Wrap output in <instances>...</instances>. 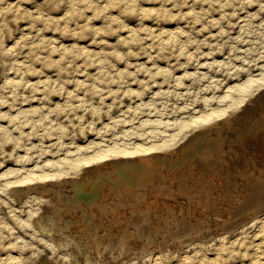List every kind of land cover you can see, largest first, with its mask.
<instances>
[{
	"label": "rangeland",
	"instance_id": "obj_1",
	"mask_svg": "<svg viewBox=\"0 0 264 264\" xmlns=\"http://www.w3.org/2000/svg\"><path fill=\"white\" fill-rule=\"evenodd\" d=\"M114 145L122 153L95 157ZM263 172L264 0H0V264H74L35 225L47 206L70 219L94 202L98 233L108 222L132 232L122 208L152 197L192 203L187 219L209 227L160 247L156 233L145 251L138 236L131 254L98 264H264ZM35 183L48 190L11 192ZM217 208L231 229L205 223Z\"/></svg>",
	"mask_w": 264,
	"mask_h": 264
},
{
	"label": "bare ground",
	"instance_id": "obj_2",
	"mask_svg": "<svg viewBox=\"0 0 264 264\" xmlns=\"http://www.w3.org/2000/svg\"><path fill=\"white\" fill-rule=\"evenodd\" d=\"M251 81V80H250ZM246 84V83H245ZM244 85V84H243ZM227 95H228V93H227ZM230 95V94H229ZM230 97V96H229ZM240 98V97H239ZM231 99V98H230ZM237 99V98H236ZM242 99V98H241ZM233 100H235V99H233ZM233 100H232V104L233 105H231V104H229L228 103V105L230 106H233L234 107V105H237L238 103H236V101H234L233 102ZM238 101V100H237ZM241 100L239 99V102H240ZM231 102V101H230ZM244 102V101H243ZM227 105V106H228ZM232 107V109H234ZM231 108V107H230ZM225 110V109H224ZM235 111V110H234ZM233 111V112H234ZM223 112V111H222ZM229 111H227V113H228ZM218 113V112H217ZM231 113V112H230ZM212 114V113H211ZM220 114V113H219ZM222 114V113H221ZM225 114V113H224ZM210 115V114H209ZM214 115H215V113H214ZM229 115V114H228ZM201 117H203V116H201ZM231 117V116H230ZM193 119V118H192ZM197 119H198V117H197ZM181 121V120H180ZM185 121H187V120H185ZM195 121V120H194ZM190 124H193V123H191L190 122ZM190 124H189V122L187 121V123H184L183 124V126L181 127L182 129H186V128H188L189 126H190ZM253 124V123H252ZM213 127V126H212ZM192 127H190V129H191ZM189 129V128H188ZM183 130V131H184ZM180 131H182V130H180ZM182 131V132H183ZM188 131V130H187ZM176 135V134H175ZM232 135V134H231ZM173 136V135H172ZM166 139V138H165ZM165 141V140H164ZM168 141V140H167ZM248 142V141H247ZM251 143V142H250ZM158 144V143H157ZM157 144H155V145H157ZM165 143L163 142V145H164ZM118 145V144H117ZM116 145V146H117ZM154 145V146H155ZM151 146H153V144L151 145ZM110 147V146H109ZM118 147V146H117ZM115 148V145L113 146V148H111V149H109V150H107V151H101L100 153H98L97 155H95V157H99V158H101V156H104L105 154H106V152H108V151H112V153H114L115 152V154H118V153H122V151L121 150H119L118 148ZM145 147V146H144ZM150 147V146H149ZM159 147H161L162 148V144L160 143V145L159 146H156V147H153V148H157V149H160ZM165 147V146H164ZM124 148H126V146L124 147ZM131 147H129V149H130ZM135 148V147H134ZM137 148H140V147H136V149H134V150H132V151H130V152H135V151H138V150H140V149H137ZM166 148V147H165ZM251 148V147H250ZM259 148V147H258ZM107 149V147L105 148V150ZM122 149V148H121ZM128 149V148H127ZM143 150H145V148H142ZM233 149V148H232ZM236 149V148H235ZM104 150V149H103ZM147 150V149H146ZM100 151V150H99ZM127 151V150H126ZM241 151V150H240ZM243 151V150H242ZM245 151V150H244ZM251 151V150H250ZM145 152V151H144ZM143 152V153H144ZM166 152V151H165ZM225 152V151H224ZM230 152V151H229ZM233 152V151H232ZM247 152V151H246ZM123 153H124V151H123ZM126 153V152H125ZM128 153V152H127ZM77 154V153H76ZM109 153H107L106 155H108ZM138 154V153H137ZM242 154V153H241ZM94 155V154H93ZM141 155H143V154H141ZM146 156L148 155V154H145ZM72 156V155H71ZM89 157H91L90 155H88ZM87 156V157H88ZM144 156V155H143ZM220 156V155H219ZM77 158H80V156L78 157V156H76ZM87 157H85V158H87ZM95 157H91L90 158V161H92V159L94 160L95 159ZM149 157V156H148ZM148 157H147V159H148ZM67 158V157H66ZM71 158V157H70ZM74 158V157H73ZM72 158V159H73ZM77 158H75L76 160L75 161H71L70 159V161L71 162H69V163H65V164H69L68 166L70 167V168H74L75 169V166L76 165H78L79 164V161H81V160H79V159H77ZM144 158V157H143ZM263 158V157H262ZM84 159V158H83ZM65 160V159H64ZM79 160V161H78ZM95 160H97V159H95ZM146 160V159H145ZM150 160V159H149ZM149 160H148V162H149ZM63 160H61L60 162H62ZM65 161H67V160H65ZM65 161H63V162H65ZM83 161H85V159L83 160ZM89 161V159H87V162ZM142 162H144V161H142ZM222 162V161H221ZM219 163V162H218ZM80 164H81V162H80ZM144 164V163H143ZM67 165H66V167H67ZM263 165V164H262ZM80 166V165H79ZM240 166V165H239ZM65 167V169H66V171H67V168ZM77 167V166H76ZM230 167V166H229ZM249 167V166H248ZM247 167V168H248ZM32 168V167H31ZM146 168H148V167H146ZM150 168V167H149ZM223 168V167H222ZM246 168V167H245ZM69 169V168H68ZM139 169V168H138ZM137 169V170H138ZM143 169H145V168H143ZM142 169V170H143ZM70 170V169H69ZM149 170H151V169H149ZM166 170V169H165ZM228 170V169H227ZM139 171H141V168H140V170ZM167 171V170H166ZM181 171V170H180ZM225 171V170H224ZM229 171V170H228ZM233 171V170H232ZM69 172H71V170L69 171ZM114 172V171H113ZM148 172V171H147ZM156 172V171H155ZM162 172V171H161ZM164 172V171H163ZM168 172V171H167ZM195 172V171H194ZM227 172V171H226ZM36 173V172H35ZM131 173V172H130ZM142 173V172H141ZM145 173H146V171H145ZM160 173V172H159ZM180 173V172H179ZM182 173V172H181ZM211 173H212V171H211ZM225 173V172H224ZM223 173V174H224ZM264 173V172H263ZM41 174V173H40ZM115 174V173H114ZM129 174V173H128ZM132 174V176L131 177H133V175L135 176V174H133V173H131ZM155 174V173H154ZM160 174H162V173H160ZM199 174V173H198ZM222 174V175H223ZM258 174V173H257ZM262 174V173H261ZM32 175V174H31ZM34 175V174H33ZM44 174L42 173V176H43ZM46 175V174H45ZM44 175V176H45ZM51 175V174H50ZM124 175V174H123ZM144 175V174H143ZM148 175V174H147ZM153 175V174H152ZM178 175V174H177ZM218 175H221V174H218ZM260 175V174H259ZM29 176V175H28ZM47 176H49V175H47ZM129 176V175H128ZM141 176V175H140ZM155 176V175H154ZM153 176V177H154ZM158 176H160V175H158ZM166 176V175H165ZM212 176V175H211ZM258 176V175H257ZM257 176H254V177H257ZM262 176V175H261ZM264 176V175H263ZM34 177V176H33ZM36 177V176H35ZM34 177V178H35ZM46 177V176H45ZM116 177V176H115ZM118 177V176H117ZM164 177V176H163ZM200 177V176H199ZM247 177H248V175H247ZM33 178V179H34ZM40 178V177H39ZM43 178V177H42ZM120 178L122 179V175H120ZM124 178V177H123ZM130 178V177H129ZM140 178V177H139ZM156 178V177H155ZM206 178V177H205ZM246 178V177H245ZM244 178V179H245ZM262 178V177H261ZM260 178V179H261ZM22 179V178H21ZM27 179H29V177L27 178ZM37 179H38V177H37ZM37 179H35V180H37ZM67 179V178H66ZM65 179V180H66ZM126 179V178H125ZM131 179H133V178H131ZM130 179V180H131ZM158 179V178H157ZM207 179H209V178H207ZM214 179V178H213ZM220 179V178H219ZM222 179V178H221ZM248 179H251V178H248ZM248 179H247V181H248ZM23 180H24V178H23ZM198 180H199V178H198ZM215 181H216V179H214ZM253 180V179H252ZM257 180V179H256ZM256 180H255V182H256ZM14 181V180H13ZM151 181V180H150ZM173 181V180H172ZM246 181V182H247ZM250 181V180H249ZM16 182V181H15ZM108 182H109V180H108ZM110 182H111V180H110ZM113 182V181H112ZM156 182V181H155ZM165 182V181H164ZM167 182V181H166ZM197 182V181H196ZM211 182V181H210ZM214 182V181H213ZM217 182H219L220 183V181H217ZM234 182V181H233ZM260 182H263V181H260ZM10 183H12V182H10ZM44 183V182H43ZM42 183V184H43ZM47 183V182H46ZM118 183V182H117ZM243 183V182H242ZM249 183V182H248ZM257 183H258V181H257ZM94 184V183H93ZM96 184V183H95ZM102 184V183H101ZM107 184V183H106ZM113 184H114V182H113ZM135 184V183H134ZM164 184V183H163ZM168 184H171V183H169L168 182ZM188 184V183H187ZM216 184V183H215ZM222 184V183H221ZM244 184V183H243ZM252 184V183H251ZM250 184V185H251ZM253 184H254V182H253ZM256 184V183H255ZM262 183H260V185H261ZM45 185V184H44ZM48 185V184H47ZM53 185V184H52ZM108 185V184H107ZM110 185V184H109ZM112 185V184H111ZM116 185V184H115ZM119 185V184H118ZM122 185V184H121ZM194 185V184H193ZM214 185V184H213ZM224 185H225V183H224ZM247 185V184H246ZM42 186V185H41ZM90 186V185H89ZM98 186H100L101 187V185L100 184H98ZM103 186V185H102ZM127 186V185H126ZM177 186V185H176ZM175 186V187H176ZM180 186V185H179ZM221 186V185H220ZM229 186V185H228ZM243 186H245V185H243ZM252 186H254V185H252ZM19 188L21 187V186H18ZM47 187V186H46ZM76 188H77V186H75ZM90 187H92V186H90ZM95 187V186H94ZM93 187V188H94ZM117 187V186H116ZM115 187V188H116ZM132 187H134V186H132ZM131 187V188H132ZM162 187V186H161ZM208 187V186H207ZM247 187H248V185H247ZM15 188V187H14ZM72 188H73V185H72ZM79 188V187H78ZM81 188V187H80ZM86 188V187H85ZM122 187H120V189H121ZM129 188H130V185H129ZM206 188V187H205ZM216 188H217V186H216ZM219 188V187H218ZM243 188V187H242ZM261 188V187H260ZM69 189H71V188H69ZM74 189V188H73ZM91 189V188H90ZM95 189H96V187H95ZM100 189V188H99ZM103 189V188H102ZM106 190H107V187L105 188ZM111 189H113V188H111ZM123 189H124V187H123ZM122 189V190H123ZM128 189V188H127ZM159 189V188H158ZM171 189V188H170ZM211 189V188H210ZM213 189H214V187H213ZM246 190H247V188H245ZM248 189H250V188H248ZM258 189V188H257ZM262 189V188H261ZM48 190V189H47ZM81 190V189H80ZM97 190H98V188H97ZM115 190V189H114ZM117 190H118V193H119V186H118V188H117ZM121 190V191H122ZM125 190H126V188H125ZM174 190V189H173ZM75 191V190H74ZM77 191H79V189L77 190ZM86 191V190H85ZM93 191H95V190H93ZM93 191H91V192H93ZM135 191V190H134ZM155 191V190H154ZM175 191V190H174ZM184 191V190H183ZM204 191V190H203ZM214 191H215V189H214ZM230 191V190H229ZM248 192H249V190H247ZM247 191H246V193H247ZM252 191V190H251ZM63 193H65L64 191H62ZM84 192V191H83ZM90 192V191H89ZM90 192V193H91ZM98 192H102L101 190L99 191L98 190ZM117 192V191H116ZM127 192V191H126ZM131 192V191H130ZM206 192V191H205ZM208 192H210V191H208L207 190V193ZM226 192V191H225ZM242 192V191H241ZM262 192V191H261ZM76 194H77V192H75ZM80 194H81V192H79ZM85 194L86 193H88V192H84ZM95 193V192H94ZM103 193V192H102ZM111 193V192H110ZM113 193V192H112ZM117 193V194H118ZM121 193H123V192H121ZM156 193V192H155ZM189 193V192H188ZM206 193V194H207ZM243 193V192H242ZM68 194V193H67ZM74 194V193H73ZM100 194V193H99ZM149 194V193H148ZM179 194V193H178ZM240 194V193H239ZM250 194V193H249ZM48 195V194H47ZM56 195V194H55ZM81 195H83V194H81ZM81 195H78V196H81ZM91 195V194H90ZM89 195V196H90ZM93 195H95V194H93ZM103 195H104V193H103ZM107 195V194H106ZM109 195H111V194H109ZM152 195V194H151ZM160 195V194H159ZM170 195H172V194H170ZM191 195V194H190ZM213 195V194H212ZM236 195V199L237 200H240V198H241V196H237L238 195V193L237 194H235ZM244 195V194H243ZM57 196H60V198H62V196L61 195H57ZM87 196V195H86ZM98 196V195H97ZM108 196V195H107ZM153 196V195H152ZM179 196V195H178ZM259 196V195H258ZM32 197V196H31ZM69 197V196H68ZM70 197H73L72 195L70 196ZM99 197V196H98ZM129 197V196H128ZM165 197V196H164ZM176 197V196H175ZM250 197V196H249ZM253 197V196H252ZM59 198V199H60ZM74 198H77V197H75L74 196ZM90 198V197H89ZM100 198V197H99ZM98 198V199H99ZM124 198V197H123ZM151 198V197H150ZM150 198H149V200H150ZM166 198V197H165ZM164 198V199H165ZM174 198V197H173ZM178 198V197H177ZM197 198V197H196ZM28 199V198H27ZM50 199V198H49ZM63 199V201L61 200V202L62 203H64V204H66L67 206L69 205V204H71L72 203V201H71V199H65L64 200V198H62ZM84 199V198H83ZM88 199V198H87ZM92 199V198H91ZM96 199V198H95ZM98 199H97V201H98ZM106 199V198H105ZM105 199H103V198H100L99 200H105ZM109 199V198H108ZM142 199H143V197H142ZM145 199V198H144ZM167 199V198H166ZM165 199V200H166ZM198 199V198H197ZM197 199H195L194 201H193V203L197 200ZM236 199H235V201H236ZM260 199V198H259ZM29 200V199H28ZM89 200V199H88ZM94 200V199H93ZM92 200V201H93ZM111 200V199H110ZM136 200V199H135ZM138 200V199H137ZM140 200V199H139ZM148 200V201H149ZM175 199H169V200H167V202H169V204H172V206H170V207H168V204L166 205V203L164 202V200H163V198H160V199H158L157 197H152L151 198V201H153V204H150L149 202H147V203H145L146 202V199H145V202H144V204H142V206L144 207V211H140V210H137V209H127L126 207V209L124 210L123 208H122V210H121V212H123V214H125V215H127V216H131V218H130V221H127V223H125V224H130V225H132L133 226V231L132 232H126V230L128 231V229H126V230H124V226H123V229H122V227H121V229H122V231H117L116 233L113 231L112 232V228H115L116 226H115V224H112V223H110L109 225H108V223H107V225L106 224H104V225H102L101 226V229H100V233H98L99 231H97V226H98V224L97 223H95L94 222V219H95V217H94V212H96L97 213V211H99L100 210V208L103 206V205H98L97 203H94L93 202V204H92V207H93V210H94V212H92V211H90V213H84L83 211H80V212H78L77 214L76 213H74L73 212V216L70 218V219H68V218H66V217H64V211H66V208H63L61 205H59V206H61L62 208H58L59 206H54V205H52V207L51 208H48V206L47 207H45L46 208V211H43L42 212V214H40L39 216H37L36 217V221L38 222V226H39V228L40 229H42V230H44L45 232H49V233H55L54 235H56L54 238H55V240H56V244L54 243V241L52 240V239H49L50 241H51V243H53V245H55V247L54 248H56V249H58V246H64L65 248H66V250H63V251H68L67 252V254H66V252H65V254H61V255H64V256H66V255H68V256H70L69 258L70 259H72V261L74 262V263H76V262H78V264H98L99 263V261L101 260L102 261V258H104L103 256L105 255V256H109L110 257V259H112V260H115V259H117V258H120L121 257V255L123 256V255H125V254H131L132 252H130V250H132V248H133V244L132 243H134V242H132L133 241V239H135L136 237L138 238V236H142V238H141V242L140 243H142V245H141V249L143 248V247H145L146 249H144L143 251H145V250H147V247H148V244H152L153 243V236L156 234V233H158V235H159V237H160V241H156V243H157V245H156V247H160L159 245H160V243H161V241H162V243H164L165 241H167L169 238H173L174 239V241L175 242H177L178 240L176 239V238H178V237H180V236H182V235H186V234H194V233H196V232H198L199 230H201V229H204V228H206V227H209V226H202V224L199 222V220L197 221V220H193V221H191V220H188L187 218L188 217H186L187 215H190V211H194L196 208L194 207L193 209L191 208L192 207V203L191 204H188V203H185L183 200L182 201H180V200H178V201H174ZM177 200V199H176ZM216 200V199H215ZM246 200H248V199H246ZM254 200H256V199H254ZM253 200V201H254ZM91 201V200H90ZM116 201V200H115ZM119 201V200H118ZM134 201V200H133ZM142 201V200H141ZM198 201V200H197ZM229 201V200H228ZM241 201V200H240ZM239 201V202H240ZM58 202H60V201H58ZM99 202V201H98ZM104 202V201H103ZM120 202V201H119ZM131 202V201H130ZM218 202V201H217ZM251 202V201H250ZM54 203V202H53ZM92 203V202H91ZM106 203H107V201H106ZM112 203V202H111ZM110 203V204H111ZM126 203V202H125ZM129 203V202H128ZM138 203V202H137ZM253 203V202H252ZM251 203V204H252ZM73 204V203H72ZM103 204V203H102ZM122 204H124V203H122ZM130 204V203H129ZM136 204V203H135ZM218 204V203H217ZM247 204V203H246ZM245 204V205H246ZM250 204V205H251ZM255 204H259V203H255ZM255 204H254V206H255ZM261 204V203H260ZM259 204V205H260ZM51 205V204H50ZM55 205H57V204H55ZM80 205V204H79ZM114 205H115V203H114ZM127 205V204H126ZM152 205H156V208L159 206L160 208H158L159 210L160 209H165L166 210V212H165V214H166V216H164V217H161L159 214H158V216H160V217H158L157 218V220L156 221H154L155 223H154V225H152V226H150L149 225V222L147 223V221H145L146 220V218L148 217V216H150V214H152V212H151V209H152ZM219 205V204H218ZM233 205V204H232ZM248 205V204H247ZM74 206H75V203H74ZM110 206V205H109ZM117 206H118V204H117ZM121 206H123V205H121ZM120 206V207H121ZM130 206H132V205H130ZM139 207H140V204L138 205ZM137 206V207H138ZM141 206V207H142ZM196 206V205H195ZM220 206V205H219ZM223 206V205H222ZM87 207V206H86ZM89 207V206H88ZM119 207V206H118ZM211 207V206H210ZM231 207V206H230ZM235 207V206H234ZM239 207V206H238ZM249 207V206H248ZM131 208V207H130ZM209 208V207H208ZM213 208V207H212ZM216 208V207H215ZM241 208V207H240ZM245 208V207H244ZM254 208V207H253ZM252 208V209H253ZM91 209V208H90ZM90 209H88V210H90ZM111 209V208H110ZM112 209H115V208H113L112 207ZM192 209V210H191ZM203 209V208H202ZM214 209V208H213ZM218 210H215L214 212L212 211V212H210L209 213V215L207 216V214L204 216L207 220V222L205 221V223H210L211 225L210 226H214V225H216V224H218V227L216 228V230H220V229H226V228H229V227H232V226H234L233 225V222H230V221H233V220H230V214L229 213H227V212H224V213H222L223 211V208H217ZM225 209H227V207L225 208ZM224 209V210H225ZM229 209V208H228ZM233 209V208H232ZM147 210V211H146ZM157 210V209H156ZM162 210V211H163ZM237 210V209H236ZM249 210H250V208H249ZM248 210V211H249ZM254 210V209H253ZM40 211H41V209H40ZM72 211H73V209H72ZM77 211V210H76ZM112 211V210H111ZM114 211V210H113ZM146 211V212H145ZM173 211H174V213H173ZM216 211H218V212H216ZM229 211H231L230 209H229ZM252 211V210H251ZM256 211H257V209H256ZM256 211H253L254 213L256 212ZM107 212V211H106ZM115 212V211H114ZM114 212L112 213V214H114ZM197 212V211H196ZM232 212V211H231ZM62 213H63V215H62ZM110 213V212H109ZM117 213V212H116ZM163 213V212H162ZM182 213H184L185 214V217L183 216V214ZM199 213V212H198ZM247 213V212H246ZM250 213V212H249ZM253 213V214H254ZM111 214V213H110ZM136 214V216H134ZM69 215V214H68ZM161 215H163V214H161ZM203 215V214H202ZM240 215V214H239ZM250 215V214H249ZM97 216V215H96ZM105 216V215H104ZM112 216V215H111ZM110 216V217H111ZM122 216V215H121ZM129 216V217H130ZM155 216H157L156 215V213H155ZM191 216V217H190ZM189 217L190 218H194L195 216L192 214V215H190ZM113 217V216H112ZM124 217V216H123ZM122 217V218H123ZM126 217V216H125ZM150 217H152V216H150ZM150 217H148V219L150 218ZM154 217V216H153ZM198 217V216H197ZM233 217V216H232ZM239 217H241V216H239ZM243 217H245V216H243ZM34 218V217H33ZM97 218H98V216H97ZM105 218H106V216H105ZM109 218V217H108ZM114 218V217H113ZM118 219H120L119 217H117ZM156 218V217H155ZM264 218V217H263ZM100 219H101V217H100ZM103 219V218H102ZM102 219L101 220H99V221H102ZM151 219V218H150ZM199 219V218H198ZM238 219V218H237ZM261 219V218H260ZM113 220V219H112ZM111 220V221H112ZM115 220V219H114ZM125 219H123V221H124ZM127 220V219H126ZM125 220V221H126ZM188 220V221H187ZM225 220H227V221H225ZM228 220H230V221H228ZM239 220V219H238ZM240 220H241V218H240ZM247 220H249V219H247ZM256 220H257V218H256ZM255 220V221H256ZM259 220V219H258ZM117 221V220H116ZM106 222V221H105ZM203 222V221H202ZM252 222H254V221H252ZM261 222V224H262V220L260 221ZM22 223H24V222H22ZM114 223H115V221H114ZM120 223V222H119ZM235 224V223H234ZM257 224V222H255V224L254 225H256ZM206 225V224H205ZM209 225V224H208ZM250 225V224H249ZM253 224H251V226H252ZM258 225V224H257ZM100 226V225H99ZM129 226V225H128ZM263 225H261L260 227H262ZM72 228V229H71ZM128 228V227H127ZM253 228V227H252ZM120 229V230H121ZM260 229V228H259ZM132 230V229H131ZM216 230H214V231H216ZM248 230H249V228H248ZM262 231H264V230H262ZM261 231V232H262ZM211 231H208V232H206V233H204L202 236H206V235H208L209 233H210ZM260 232V231H259ZM258 232V233H259ZM114 233V234H113ZM257 233V234H258ZM193 236H188L187 238H185L184 239V241H188V240H190L191 238H192ZM53 238V239H54ZM156 238H157V236H156ZM218 238H219V236H218ZM215 239V238H214ZM225 239V238H224ZM220 240V239H219ZM50 241H48V242H50ZM183 241V242H184ZM221 241V240H220ZM47 242V241H46ZM128 242H130V243H128ZM252 242H253V240H252ZM60 244V245H58V244ZM155 243V242H154ZM222 242H220V244H221ZM226 243V242H225ZM229 243H231V242H229ZM228 243V244H229ZM256 243V242H255ZM254 243V244H255ZM259 243V242H258ZM257 243V244H258ZM136 244V243H135ZM133 245V246H132ZM224 245V244H223ZM222 245V246H223ZM261 245V244H260ZM260 245H258L257 247L260 249ZM52 246V245H51ZM214 246H216V245H214ZM213 246V247H214ZM217 246H219L220 247V245H217ZM221 246V247H222ZM228 246V245H227ZM255 246H256V244H255ZM150 247V246H149ZM212 247V248H213ZM218 248V247H217ZM135 249V248H134ZM134 249H133V251H134ZM216 249V248H215ZM221 249V248H220ZM258 249V250H259ZM168 250H170V249H168ZM256 250V249H255ZM143 251H141V252H143ZM220 251V250H219ZM259 251H261V250H259ZM139 252V251H138ZM62 253H64V252H62ZM160 253V252H159ZM134 254H137L136 252H134ZM248 254V253H247ZM189 255V254H188ZM258 255V254H257ZM256 255V256H257ZM260 255V254H259ZM258 255V256H259ZM64 256H62V257H64ZM162 256V255H161ZM186 256V255H185ZM192 256V255H191ZM241 256H243V254L241 255ZM255 256V257H256ZM183 257H184V255H183ZM68 258V257H67ZM68 258V259H69ZM189 258H190V256H189ZM251 258V257H250ZM261 258V257H260ZM263 258V257H262ZM156 259V258H155ZM154 259V260H155ZM158 259V258H157ZM161 259V258H160ZM159 259V260H160ZM119 260V259H118ZM187 260V259H186ZM253 260V259H252ZM256 260V259H255ZM100 261V262H101ZM184 261H185V259H184ZM259 261V260H258ZM189 262V261H188ZM188 262H185V263H187L188 264ZM254 262H256V261H254ZM19 263V262H18ZM183 263V262H182ZM184 263V264H185ZM214 263V262H213ZM257 263V262H256ZM263 263V262H262ZM44 264V263H43ZM257 264H259V263H257ZM261 264V263H260Z\"/></svg>",
	"mask_w": 264,
	"mask_h": 264
},
{
	"label": "water",
	"instance_id": "obj_3",
	"mask_svg": "<svg viewBox=\"0 0 264 264\" xmlns=\"http://www.w3.org/2000/svg\"><path fill=\"white\" fill-rule=\"evenodd\" d=\"M17 189H19V191ZM47 189H48L47 187H45V186L43 187V186H40V185L35 183L34 185H24V186L21 187V189L18 188V187L12 188L11 192L17 199H21L22 196H24L28 192L37 191L39 193H42L43 191H46ZM16 190L18 191V193L16 192ZM34 222H35L36 227L39 229V231L41 233H43L44 235H46L48 237H55L56 236V235H54L55 233L53 234V233L45 232L44 230L40 229L39 226H38V222L36 221V218H35ZM228 229H231V228H228ZM194 238H198V237H194ZM204 239H206V238H204ZM190 241H192V239ZM190 241H188V242H186L184 244H188ZM58 245H60V244H58ZM58 248L61 249V250H66V248L64 246H58ZM74 264H78V262H76Z\"/></svg>",
	"mask_w": 264,
	"mask_h": 264
}]
</instances>
